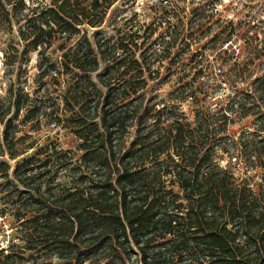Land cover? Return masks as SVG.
Masks as SVG:
<instances>
[{
  "label": "trees",
  "instance_id": "obj_1",
  "mask_svg": "<svg viewBox=\"0 0 264 264\" xmlns=\"http://www.w3.org/2000/svg\"><path fill=\"white\" fill-rule=\"evenodd\" d=\"M117 1L0 0V31L17 27L22 54L40 49L42 75H72L63 95L71 115L53 120L66 121L81 153L48 151L42 158L41 149L15 165L0 159L6 180L0 217L13 228L0 264H29L33 254L39 259L33 264H264V71L253 68L264 53L253 42L259 36L240 35L232 20L211 33L201 15L174 21L178 12L165 7V20L91 38L83 27L103 25ZM197 25L199 40L209 37L212 47H194ZM238 35L246 56L227 69L217 44ZM57 41L59 62L47 55ZM162 64H168L165 81L180 66L188 70L170 92L172 102L160 107L145 90ZM220 85L233 90L227 105L198 110L190 121L179 102H202ZM24 109L26 124L35 108L11 84L8 97L0 95V157L27 152L16 149L22 137L9 118ZM251 117L255 122L238 135L229 132ZM224 153H236L247 171L260 170L259 180L253 184L223 166Z\"/></svg>",
  "mask_w": 264,
  "mask_h": 264
},
{
  "label": "rangeland",
  "instance_id": "obj_2",
  "mask_svg": "<svg viewBox=\"0 0 264 264\" xmlns=\"http://www.w3.org/2000/svg\"><path fill=\"white\" fill-rule=\"evenodd\" d=\"M32 1L34 3L38 1L48 3L49 0ZM165 7L171 13L178 12V16L171 17L174 21L183 15H186V22L195 13L201 15L203 17L202 23L206 27H211V33L216 30L221 31L232 20L235 27L238 28L240 35L245 32L251 36L258 35L259 39L254 38L253 42H261L260 46H263L264 50V0H118L109 9L103 25L95 29L86 25L83 29L89 31L91 38L96 34H102L106 38L116 37L120 29H129L132 25L135 27L144 25L146 27L152 21L159 22L162 19L165 20L167 15ZM229 28L230 25L228 26ZM196 29L197 35L194 37L195 42L193 41L195 48L198 46L202 47L210 40L209 37L199 40L198 36L202 29L200 30L199 25H197ZM163 31L164 28H160L155 38ZM240 35L234 37L233 41L222 45L224 36L217 44V48H220L218 52L221 51L217 55V58L227 69L230 68V63L239 59L242 60L246 56L243 54L245 38H239L241 37ZM61 43V41H57L47 51V55L53 61H60L61 52L58 47ZM23 45L24 43L18 36L17 27L9 34L0 31V95L8 97L10 85L13 84L15 90L19 89V91L23 92V98L26 99L28 107L35 108L34 119L26 124L23 123L26 109L22 110L18 117H16V112H13L9 116V118H14L15 127H13V130H16L17 137H22L16 149L20 152L27 150V152L16 160H11L7 155L0 157V159L10 160L12 165H15L17 161L34 155L41 149L44 150L43 152L46 151L40 156L42 158L47 155L48 151H52L53 153L59 150H72L76 155H80L81 153L77 151L78 144L80 143L79 138L71 128L66 126V121L63 120V122L56 124L55 120H53L57 114L63 118L71 115V112L66 109L63 95L67 85L66 81L69 82L72 75L67 76L54 73L49 76H43L42 71L39 69L41 59L40 49L29 52L26 55L22 54ZM207 45L212 47V44L209 45L207 43ZM224 51L228 52L223 54ZM210 53H206V55L212 60L215 55H213L214 52L212 51ZM15 55H19L17 56L19 58L16 62L12 63ZM232 57L234 58L233 60ZM251 57H255L254 50ZM186 61L188 62L189 59L187 58ZM214 63H216V60H214ZM162 65L159 77L151 81L149 87L145 90L148 95L147 97H155L154 101L160 107H163V103L169 104L172 102V99L169 97L170 92L181 85L180 77L188 70V66H180L178 71L168 81H165L169 76L168 64ZM104 67L102 65L100 72L103 71ZM220 67L217 63L213 65L214 74H219ZM253 68H256L258 73L261 70L264 71V53L261 58L255 61ZM97 74L92 75L95 81H97ZM55 79H59L60 83H57ZM231 93H233V90L228 86L220 85L211 96L202 102H194V100L187 98L185 101L179 103L184 114L190 121L194 122L198 110H219L220 105H227L230 99L228 96ZM201 98H203V95H201ZM254 122V117L246 119L243 123L237 122L231 125L229 132L238 135L241 129H244V126H250ZM1 128L3 131L4 125H1ZM32 144L33 148L30 149L29 147ZM236 156V153L233 154L234 158L224 153L220 162L223 166L233 167L237 176L242 177V179L248 178L253 181L251 183L255 184L259 180L260 170L247 171L243 163L236 161ZM5 182L4 178H0V183ZM6 221L5 217H0V248L7 245L9 236L13 231L9 222ZM33 255L34 257L29 256V264H33L39 260L36 259L37 254ZM53 262H58L57 258L54 257Z\"/></svg>",
  "mask_w": 264,
  "mask_h": 264
}]
</instances>
